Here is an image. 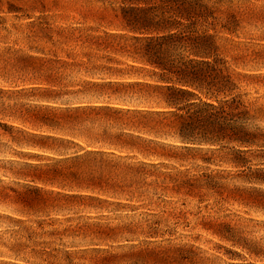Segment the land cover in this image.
<instances>
[{"label": "rangeland", "instance_id": "rangeland-1", "mask_svg": "<svg viewBox=\"0 0 264 264\" xmlns=\"http://www.w3.org/2000/svg\"><path fill=\"white\" fill-rule=\"evenodd\" d=\"M161 1L169 2L162 15L158 6ZM181 2L195 4L191 11L193 16H205L195 21V31L199 35L206 31L213 36L217 56L226 61L225 72L233 90L217 99L235 98L251 110L263 109L264 0H148V5L134 0H18L14 5L21 12L0 14L6 21L4 26L13 34L8 43L17 40L15 47L29 51L25 46L26 34L38 32L42 40L35 46L45 50L41 56L60 60L50 64L0 63V264H182L160 252L175 246L191 247L195 255L189 253L187 256L194 258V264L255 261L231 243L204 230L203 224L212 223L215 218L232 226L242 223L250 234L248 238L260 240L264 246V215L237 203L235 195H230L227 202L217 200L218 196L204 184L190 192L189 189L172 190L173 184L169 183L168 190L157 189L151 199L95 190L83 193L93 198L54 200L52 195L44 203L33 201L36 188L58 191L34 177L41 175L44 166L58 158L64 148L51 139L46 142L53 150L40 149L39 144L45 141L41 140L42 136L71 139L59 116L67 97L50 100L47 99L49 91L57 92L62 86L70 89L77 83L97 78L121 79L106 73H93L86 65L77 64L80 59L85 60L86 54L96 53L101 57L99 62L106 67L130 74L123 79L155 81L153 69L140 59L133 60L125 54L94 45L92 52L85 48L87 44L80 43L89 35L156 36L149 28L152 24L142 20L148 18L156 22L160 16L170 21L177 19L176 15L183 12ZM198 2L210 12H202ZM130 8L146 9L147 12H137L138 16L133 17ZM129 18H136V21L140 18L137 27L144 29L133 31L135 29L126 23ZM178 31L183 33L181 29ZM192 35L196 34L192 33L188 38ZM73 37H78L79 41ZM55 42L58 43L52 45ZM143 45V41L133 42L130 49L136 48L143 54ZM187 46L185 56L190 52L191 43ZM45 76H54L53 80H58L59 85L48 83ZM247 127L264 130V118L249 121ZM233 147L224 145L216 153L223 155ZM67 148L68 154L76 150L73 145ZM141 160L142 156L136 154L131 162ZM149 161L162 163L158 169L177 178L193 181L194 175L203 172H222L224 176L230 175L225 180L228 187H248L234 178L235 168L218 161L209 165L197 159L175 162L150 158ZM257 165L253 162L252 168ZM154 179L150 177L147 181ZM119 188L107 191L134 190L133 187ZM260 188L264 191L263 186ZM156 221L159 233L149 235L148 227Z\"/></svg>", "mask_w": 264, "mask_h": 264}, {"label": "trees", "instance_id": "trees-1", "mask_svg": "<svg viewBox=\"0 0 264 264\" xmlns=\"http://www.w3.org/2000/svg\"><path fill=\"white\" fill-rule=\"evenodd\" d=\"M16 1L18 0H0V14L21 12L14 5ZM134 1L149 4L148 0ZM168 3H158L161 4L158 5L161 15L165 13L163 9ZM181 3L183 12H179L180 16L176 15L177 19L170 21L167 17L160 16L156 22L148 18L142 20L152 24L146 27L156 36L124 38L116 34L89 35L80 43L87 44L89 47L85 48L92 52L95 50L94 45L99 49L104 47L115 53L125 54L133 60L140 59L144 65L153 69L155 81L123 79L130 74L106 67L99 62L101 57L96 56V53L88 55L86 52V59L77 62L79 66L86 65L93 73H106L109 77L121 79L97 78L77 83L70 89L62 86L57 92L49 91L47 99L60 100L67 97L59 116L71 139L55 140L42 136L41 140L45 141L39 144L40 149L53 150L46 142L51 139L64 148L58 158L44 166L41 175L34 177L58 191L36 188L34 202L44 203L52 195L54 200L93 198L83 193L95 190L116 196L151 199L156 195L157 189L168 190L169 183L173 184L172 190L189 189L190 192L200 189L204 184L207 190L218 196L217 200L227 202L230 195H235L238 197L237 203L256 209L264 215V191L260 188L264 187V130L247 127L249 121L264 118V108L251 110L235 98L217 99V96L226 95L233 90L230 77L225 72L226 61L217 56L213 36L206 34V31L202 35L195 31V21L198 18L204 19L205 16L191 14L195 4ZM199 5L202 12H210L205 6ZM128 10L134 14L133 17L138 16L137 12H147L140 8ZM137 21L140 22V18ZM137 21L136 18H129L126 23L131 29H135L133 31L144 29L137 27ZM5 22L0 16V63L60 62L41 56L45 50L35 46L42 40L38 32L26 34L25 46L29 51L15 47L17 40L13 44L8 43L13 34L10 28L4 26ZM178 29L183 30V33H179ZM192 33L196 35L188 38ZM73 38L75 41L79 39ZM47 39L53 43L51 37ZM137 41L144 42L143 54L137 52L136 48L130 49V44ZM189 43L190 52L185 56L183 53L188 50ZM33 51L37 54H30ZM52 77L54 76H45L44 79L48 83L59 85L60 82ZM201 95L206 98L203 99ZM68 145H73L76 150L68 154ZM224 145L234 147L228 153L217 155L219 147L224 148ZM136 154L142 156L143 160L131 162ZM150 158L175 162L197 159L207 165L218 161L235 168L234 178L248 187H228L225 180L230 175L224 176L222 172H203L194 175L193 181L177 178L176 175L159 170L162 163L151 162ZM253 162L258 163L255 168H252ZM259 165L262 167H258ZM150 177L155 179L147 181ZM118 186L119 189H122L121 186L133 187L134 190L107 191ZM241 224L232 226L229 222L215 218L214 222L203 224V228L255 260L235 264H264V246L260 240L248 238L250 234L245 231L246 226ZM158 225V221L149 225V235H158ZM160 252L173 262L194 264L191 255L195 254L191 247H168ZM189 253L191 258L187 256Z\"/></svg>", "mask_w": 264, "mask_h": 264}]
</instances>
